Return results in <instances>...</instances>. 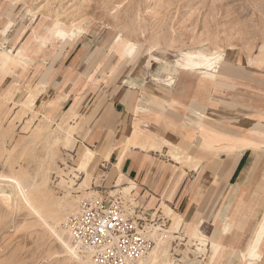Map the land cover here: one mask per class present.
Here are the masks:
<instances>
[{"label": "crops", "instance_id": "obj_1", "mask_svg": "<svg viewBox=\"0 0 264 264\" xmlns=\"http://www.w3.org/2000/svg\"><path fill=\"white\" fill-rule=\"evenodd\" d=\"M31 40L30 46L19 49L22 67L55 46L54 39L43 35ZM35 41L46 51L34 60ZM103 51L83 56L67 46L62 56L46 63V82L29 86L24 102L34 96V107L42 105L46 119L62 110L61 122L75 131L76 167L87 149L94 151L82 174L83 180L92 177V188L108 192L122 184L123 190L131 189L142 214L171 221V211L181 217L178 230L189 229L194 236L208 231L210 245H226L219 264H242L240 259L249 264L254 253H260V259L250 264H264V237L258 245L251 244L264 221V97L254 100L247 91L252 87L264 92V80L221 63L215 79L205 83L197 73L178 69V60L176 75L152 69L145 73L135 63L119 62L120 57L131 63L136 54L125 58ZM152 58L147 67L161 61ZM14 85L11 82L5 92ZM133 133L165 144L159 150L141 141L126 151ZM168 144L198 164L174 162ZM228 224L232 231L226 235Z\"/></svg>", "mask_w": 264, "mask_h": 264}, {"label": "rangeland", "instance_id": "obj_2", "mask_svg": "<svg viewBox=\"0 0 264 264\" xmlns=\"http://www.w3.org/2000/svg\"><path fill=\"white\" fill-rule=\"evenodd\" d=\"M57 22L68 26L76 23L81 33L74 31L72 41H61L54 32ZM6 27L8 31L4 34ZM33 35L54 39L55 46H50L40 58L46 49L39 48L35 41L34 60L40 58L36 63L29 60L25 67L11 66L4 71L3 61L8 52L30 46ZM117 35L137 43V57L131 63L119 57L128 55L116 47L114 39ZM67 46L76 48L83 56L104 50L103 53L116 54L120 63L129 66L135 63L136 69L145 73L152 69L155 73H166L168 77L176 75L174 65L180 52L215 53L213 62L217 70L225 64L243 76L252 74L254 78L264 80V0H0V98L14 92L8 99H0V184H8L10 178L27 187L38 184L29 194L33 208L43 216L41 219L29 205L20 201L12 188L5 189L12 198L4 200L6 204L0 200V264L74 263L56 240L49 222L52 223L56 216L62 218L54 229L71 244L64 220L77 210L82 199L97 197L101 193L98 190L105 191L86 187L84 183L90 175L83 180L82 174L86 171H74L77 168L76 157L73 158L76 150L73 154V149L63 145L62 141L52 146L59 126L70 130L74 137L73 127L61 122L62 110L56 109L46 119L41 112L42 105L34 107L33 98L24 102L29 86L37 85L42 79L46 82L49 72L46 63L51 64L62 56ZM153 55L161 61L147 67ZM254 61L258 63L253 64ZM11 82L15 85L6 93ZM20 85H23L22 91ZM247 91L254 100L264 97L263 91L252 87ZM215 94L222 96L218 92ZM125 187L116 184V188L108 189V192L117 190L127 200L134 199L131 189L123 190ZM56 202L66 208L57 215ZM150 219L153 222L149 229L159 227L162 230L158 233L159 238L169 230L165 234L167 242L158 252L154 264H210L212 245L207 238L208 231L200 232L199 238L190 234L189 229L172 231L171 221L159 220L156 216L148 217ZM150 238L155 247L156 240L151 233ZM241 263L244 264L242 260Z\"/></svg>", "mask_w": 264, "mask_h": 264}, {"label": "bare ground", "instance_id": "obj_3", "mask_svg": "<svg viewBox=\"0 0 264 264\" xmlns=\"http://www.w3.org/2000/svg\"><path fill=\"white\" fill-rule=\"evenodd\" d=\"M136 21H137V18H136ZM134 23H135V21H134ZM136 23H138V22H136ZM72 27L74 28V30L71 29ZM6 30H7V27H6ZM141 30H140V32H141ZM7 31H5L4 34H6ZM74 31L77 33H81V29L78 27V25L76 23L74 25L68 26L67 23H62V22H57V29L54 30L56 38L61 40V41H65L67 39H70V41H72L71 36L75 33ZM143 33H146V32H143ZM134 38H135V36H134ZM114 41H115V44H116V47L118 48V50H120L123 53H127L128 57L132 58L135 55L137 43H134V42H132L126 38L123 39L122 35H117L115 37ZM170 41L172 42V40H170ZM155 44H156V42H155ZM157 46H158V44H157ZM152 49H153V51H156V47H153ZM182 52H180L181 54L179 53L180 58L177 61L178 69H180L184 72H195V73L197 72V74L200 75V79L205 83H209V82L211 83L215 79L216 67H214L215 63L213 62L216 59V58H214L215 53L207 54V53L202 52V51H187V52L182 51ZM8 54L9 55H7L3 61V64L5 65L3 67L4 71H5V69H7L11 66L22 67L21 62L23 60V54L20 50H17L15 52L10 50L8 52ZM221 61L222 62L224 61L223 57H222ZM255 63H258V61L253 62V64H255ZM263 64H264V60H263ZM211 75H213L212 78H209V76H211ZM32 98H34V96H32ZM32 98H30V100ZM57 132H58V134H56L57 136H56L55 140L52 142V146L53 145L55 146V144L62 141L63 145L68 146L69 148L73 149L74 144H75V139L72 136V132L70 130L68 131V129L63 128L62 126H59L57 128ZM52 133H54V132H52ZM141 141H143L145 143H149V144H151L152 147L158 148L159 150H161L165 144V143L155 142V141L145 137L141 133H133L132 136L130 137L128 143L125 145L126 151L132 145H134L138 142H141ZM167 146L169 147V155L174 160V162L182 164V165H186L189 167L192 166L193 164H198V162L196 160H194V158H192L190 155H188L186 152L182 151L181 149H179L175 145L168 144ZM93 156H94V151L92 152L91 150L87 149L85 151V153L82 155L81 160H80L77 168H74V171L75 170L77 171L78 169L81 170L82 172L86 171L87 166L89 165V163L93 159ZM49 159H50V156L48 157V160ZM6 179H7V177H6ZM86 181L87 182L84 181L85 183L83 182L84 185L88 188H91L92 181H93L92 177H90V176L87 177ZM0 183H2V182H0ZM7 183L8 184H4V183L0 184V196H1L0 198H2L0 200H3V203H5V201H10V199L12 198L11 193L7 192L5 189L6 188H12V192H14V194L16 196L17 195L20 196V198H21L20 201L23 200L27 205H29L30 208H32L34 210V212L37 211L35 208H33L32 204H31L29 192H31L33 189H37L36 187H38V184L37 185L34 184L31 187H27V186H25V184L21 183L19 180L15 179V178H10L9 180H7ZM83 183H81V185H83ZM17 198L19 200V197H17ZM16 202H18V201L16 200ZM25 203H23V204H25ZM54 205H56V215L58 212H60L62 210H66V208L61 203L56 202ZM36 213H37L38 217H40L41 219L43 218V216L40 213H38V212H36ZM172 214L173 213L171 211H169L168 216H170V219L173 222L171 229H172V231H177L181 222H182L181 217H179L178 215H174V214L172 215ZM61 221H62V218H59L56 216V217H53L52 223L49 222V225L52 227V230H53L54 234L56 235V240H58L60 245L63 247L65 254L69 257L70 260L74 261V263L76 262L77 264H87L88 260H86L85 258L80 256L78 251L76 249H74V247L71 244H69L68 241L64 240L63 237L57 233V231H55L54 226L57 227ZM159 231H162L159 227H153L152 230L150 228V233L152 236H154V238L156 240V246L154 247V249L150 253L145 264H154L155 263L154 261L159 256L158 252L160 251L163 244L165 242H167V241H165L167 239V236H165V234L169 233V230L168 231L166 230L165 233H162L163 237H161V238H159V235H158ZM231 231H232L231 225L228 224L224 230V233L226 235H228ZM67 232H65V233H67ZM196 235H198V234H196ZM69 237H70V234H69ZM196 237H199V236H196ZM263 237H264V221H263V223L260 224V226L256 232V236L253 238L251 244L258 245L262 241ZM206 245H207V243H206ZM164 248H165V246H164ZM211 248H212V250H211ZM211 248H210V251H212V255L210 258L211 259L210 264L211 263L217 264L218 261H220L222 258L225 257L226 245H221V244L213 242ZM200 249H201V247H200ZM197 250H199V249H197ZM248 256H250V253ZM260 256H261L260 253H254L251 255V257L249 259L253 262H256L257 260L260 259ZM241 260L243 261V259H241ZM250 260H249V264H250ZM166 261H168V260H166ZM66 262H68V260ZM69 263H70V261H69ZM74 263H72V264H74Z\"/></svg>", "mask_w": 264, "mask_h": 264}, {"label": "built area", "instance_id": "obj_4", "mask_svg": "<svg viewBox=\"0 0 264 264\" xmlns=\"http://www.w3.org/2000/svg\"><path fill=\"white\" fill-rule=\"evenodd\" d=\"M135 204V198L127 200L122 192L103 191L82 199L64 220L71 245L87 264L146 263L155 245L149 229L153 221Z\"/></svg>", "mask_w": 264, "mask_h": 264}]
</instances>
